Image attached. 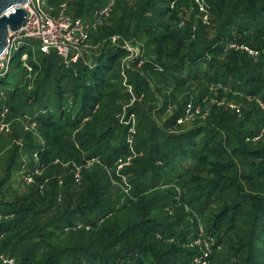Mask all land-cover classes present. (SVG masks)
Here are the masks:
<instances>
[{"label": "trees", "instance_id": "16d2710c", "mask_svg": "<svg viewBox=\"0 0 264 264\" xmlns=\"http://www.w3.org/2000/svg\"><path fill=\"white\" fill-rule=\"evenodd\" d=\"M105 1L71 0L66 15L88 20ZM202 2L205 11L195 0H116L76 63L26 45L11 58L22 78L0 73V113L35 124L38 137L15 125L0 134L12 146L0 156V256L196 264L202 232L213 241L208 264H264V0ZM126 40L143 47L141 68L126 62ZM128 85L135 157L118 170L133 154L119 120ZM188 105L206 117L184 122ZM22 155L45 173L20 193L9 183Z\"/></svg>", "mask_w": 264, "mask_h": 264}, {"label": "built area", "instance_id": "2783aa9c", "mask_svg": "<svg viewBox=\"0 0 264 264\" xmlns=\"http://www.w3.org/2000/svg\"><path fill=\"white\" fill-rule=\"evenodd\" d=\"M70 1L71 0H63L57 5V7L50 6L46 0H29V3L24 5V9L27 13V20L18 31L8 32L7 47L0 56V73L8 71L13 50H17L19 46L27 45L26 40L28 39L38 40L39 45L37 50L44 54H48L50 51H55L66 66L75 63L78 60L82 53V48L85 43L89 41L91 34L97 31L98 28H100L109 18L116 0H106L105 4L93 13V17L90 21H84L79 17L67 16L66 8ZM195 2L199 5L200 11H205L202 0H195ZM203 21L207 23V15L203 17ZM110 40L112 43H116L119 38L118 36H112ZM129 44L124 41L123 47L128 50L131 45ZM29 46L32 50L34 49L32 44H29ZM231 47H235V45H231ZM239 48L243 47L241 46ZM245 49L247 50V48ZM248 52L252 55L256 54V52L251 50H248ZM22 55L24 56V58L21 56L24 61L23 65L28 73H30L31 67L26 63L27 53H23ZM190 109L191 105H188L184 119L189 116ZM5 115L6 111L0 114V131L6 128V126L2 124ZM181 121L182 119L178 120V122ZM7 129L8 128H6V130ZM130 138L131 136H128L127 138L128 145L132 143L131 140H129ZM130 150L133 152L132 148H130ZM93 161H95V159H91L88 164ZM120 161L122 160L118 159L117 161L118 170H120V168L126 163L125 162L119 167L121 163ZM56 163H58V161ZM61 165L64 167L68 164L64 165L61 163ZM74 171V179L79 181V168L75 166ZM37 174L39 175L40 173L37 172ZM122 181L125 182L124 180ZM191 245L199 247L201 251V253L195 256L194 262L196 264H208L209 257L212 254V239L205 238L201 232ZM0 258L4 263L13 264V260L11 259L7 260L2 256H0Z\"/></svg>", "mask_w": 264, "mask_h": 264}, {"label": "rangeland", "instance_id": "374dc122", "mask_svg": "<svg viewBox=\"0 0 264 264\" xmlns=\"http://www.w3.org/2000/svg\"><path fill=\"white\" fill-rule=\"evenodd\" d=\"M46 1L48 2V0H46ZM172 6H173V4H171V7ZM92 17L90 19H88V20L87 19H84V18H82V19L84 21H90L92 19ZM104 24L105 23H103V25L100 28H102L104 26ZM100 28H98L97 31H99ZM97 31L93 32L91 34V36L93 34H95ZM91 36H90V38H91ZM90 41H91V39H89V41H87L85 43V45L83 46V48H82V51L86 52V54L89 53L90 49H94L95 48V46L92 45V43ZM126 42L128 44L129 43L131 44V41L130 40H126ZM26 43H27L26 48L32 50V48H30L29 47V44H28V43H30L34 47V49L32 51H36L38 49V45H39V41L38 40L28 39V40H26ZM21 47H23V46H19V48L17 50L16 49L13 50V52H12V57L13 58H15L16 55L19 53V50H20ZM25 51H27V50H22L23 53ZM127 51L129 52V54H128V57L126 58V61H128L130 59V65L136 62L137 65H138L137 68H141L139 65H142V63L143 64L145 63L144 62L145 61V58H144V49H143V47L139 43H135V45H130L129 46V49ZM23 58H24V56H23ZM72 64H74V63H72ZM10 71H11V73L14 74L15 78L14 79H11V77H9L8 78V82H11V83L12 82H16L17 80H20L22 78V73L20 71H18L17 69H15V62H12L11 63V65H10ZM30 73H28V71H27L26 78H29L30 77ZM123 76H125V75L123 74ZM127 90L132 95L131 103H129L128 105H126V108H124L123 111H122V113L119 114V120H120L121 124H123L124 126H126L128 128L127 138H128V136H131V138L129 140H131V142H132L133 141V135L135 133V125L137 123V119H136V115L134 113H130V114L127 113V107H129V106L132 105V103L135 100V97L133 96L132 88L129 85L127 87ZM142 96L143 95H141L138 100H141L142 99ZM193 109L194 108L192 106L191 109L189 110V113L190 114H189V116H187L184 119V122H193L195 120H198V119H201V118L206 117L207 114H205V113L202 114L201 107H197L195 110H193ZM186 110H187V107H186ZM4 111H6V115H5L4 119L2 120V124H4L6 126V128H8V129L6 130V128H4V130L0 131V134H2V135H9L11 133V131H12V126L15 125L17 127L16 130H18V131L20 130V132L21 131L22 132L23 131L24 132H28V133L32 134L33 137L34 136L35 137H38V133H37L35 124H29V123H27L25 121L24 118H20L19 116H12L10 114V112L7 109H5V108L1 111V113L4 112ZM18 143H21V141L18 142ZM11 148H12V146H11V143H10V139H9V141L6 140V139H3V141H1V144H0V156H4V155L8 154V152L10 151ZM128 148L129 149L132 148V150H133L132 143L130 145H128ZM27 157L28 156L22 155V156H20V157L17 158V161L20 160V161L23 162L22 168L19 171H17V170L13 171L12 170L13 174H12V177H11V180H10V183H9V185L11 186L12 189H16L20 193L21 192H24L25 187L27 185H30L32 183V180H33V177L34 176L42 177L44 175V173H45V171H42L43 169L42 168L40 169V167H36V168L34 166L31 167L30 166V163L28 162ZM33 157H34V160H35V164H37L38 163L37 157L34 156V155H33ZM134 157H135V153L133 152V154L131 153V154L127 155L124 158H120L122 161H120L121 163H120L119 167H121L122 164H124L125 162H126L125 164L130 165L132 163V160H133ZM94 159H95V161H93V162H96L97 159L96 158H94ZM57 161L54 160L53 164H58V163H56ZM92 163H90L88 165H91ZM62 164L66 165L68 163H62ZM125 164L120 169H122L125 166H128V165H125ZM61 166H63V165H61ZM66 167L67 166H64V168H66ZM0 172H1V169H0ZM37 172H39L40 174L38 175ZM120 179L125 181V182L122 181L121 184H122V188H123L124 192L126 193V187L128 185V181L126 180V177L125 176H122V178H120ZM45 181H47V180L45 179ZM75 182L76 183H79V181H76V180H75ZM61 184H62V179L59 180V185H61Z\"/></svg>", "mask_w": 264, "mask_h": 264}, {"label": "water", "instance_id": "95a60500", "mask_svg": "<svg viewBox=\"0 0 264 264\" xmlns=\"http://www.w3.org/2000/svg\"><path fill=\"white\" fill-rule=\"evenodd\" d=\"M27 3L29 0H0V56L7 47L8 32L18 31L27 20Z\"/></svg>", "mask_w": 264, "mask_h": 264}]
</instances>
